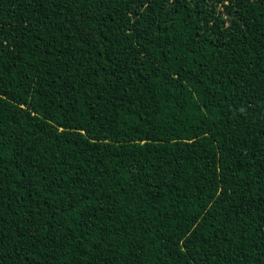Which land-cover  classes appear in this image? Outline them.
<instances>
[{"label":"trees","instance_id":"obj_1","mask_svg":"<svg viewBox=\"0 0 264 264\" xmlns=\"http://www.w3.org/2000/svg\"><path fill=\"white\" fill-rule=\"evenodd\" d=\"M0 264H264V0H0Z\"/></svg>","mask_w":264,"mask_h":264}]
</instances>
